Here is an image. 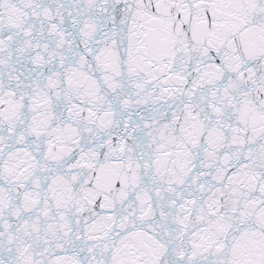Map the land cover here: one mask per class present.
Returning <instances> with one entry per match:
<instances>
[{
	"label": "snow or ice",
	"instance_id": "1",
	"mask_svg": "<svg viewBox=\"0 0 264 264\" xmlns=\"http://www.w3.org/2000/svg\"><path fill=\"white\" fill-rule=\"evenodd\" d=\"M0 264H264V0H0Z\"/></svg>",
	"mask_w": 264,
	"mask_h": 264
}]
</instances>
